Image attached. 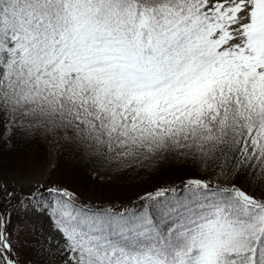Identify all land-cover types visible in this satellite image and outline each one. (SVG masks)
Returning a JSON list of instances; mask_svg holds the SVG:
<instances>
[{
  "label": "snow or ice",
  "instance_id": "obj_1",
  "mask_svg": "<svg viewBox=\"0 0 264 264\" xmlns=\"http://www.w3.org/2000/svg\"><path fill=\"white\" fill-rule=\"evenodd\" d=\"M14 139L50 142L69 174L5 160ZM137 167L179 180L81 199ZM26 248L33 264H264V0H0V264Z\"/></svg>",
  "mask_w": 264,
  "mask_h": 264
},
{
  "label": "trees",
  "instance_id": "obj_2",
  "mask_svg": "<svg viewBox=\"0 0 264 264\" xmlns=\"http://www.w3.org/2000/svg\"><path fill=\"white\" fill-rule=\"evenodd\" d=\"M50 142L37 141L31 144H25L22 139H14L11 147H5L3 150L5 160L11 161L22 156H27L35 164L36 169L53 168L51 178L53 180L69 174L72 164L69 163L66 153H60L53 149L52 164L48 166V146ZM52 145V144H51ZM53 148V145H52ZM14 173L5 171V179L11 180ZM43 179L44 177H36ZM179 177L167 168L159 174L153 172L150 168L137 167L136 172L128 174H108L101 170L98 175L94 176V182L88 187L80 186L81 199L85 203L102 205V204H124L130 199L135 200L136 195L145 191H151L155 186L178 182ZM17 190L21 187L25 191L28 185L16 184ZM21 264H33V258L30 248H26L21 256Z\"/></svg>",
  "mask_w": 264,
  "mask_h": 264
},
{
  "label": "rangeland",
  "instance_id": "obj_3",
  "mask_svg": "<svg viewBox=\"0 0 264 264\" xmlns=\"http://www.w3.org/2000/svg\"><path fill=\"white\" fill-rule=\"evenodd\" d=\"M47 156H48V166H50L51 163L49 161H50V159L52 161V156H53V150H52V146L51 145L48 146ZM39 177H41V176H39ZM23 185L26 187L27 184L25 183Z\"/></svg>",
  "mask_w": 264,
  "mask_h": 264
},
{
  "label": "bare ground",
  "instance_id": "obj_4",
  "mask_svg": "<svg viewBox=\"0 0 264 264\" xmlns=\"http://www.w3.org/2000/svg\"><path fill=\"white\" fill-rule=\"evenodd\" d=\"M52 150H53V148H52ZM50 163H51V159H50V161H49Z\"/></svg>",
  "mask_w": 264,
  "mask_h": 264
}]
</instances>
